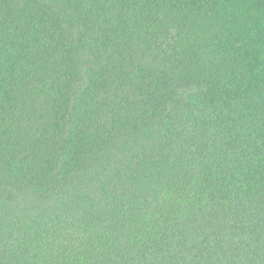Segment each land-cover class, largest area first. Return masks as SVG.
<instances>
[{
  "label": "trees",
  "instance_id": "trees-1",
  "mask_svg": "<svg viewBox=\"0 0 264 264\" xmlns=\"http://www.w3.org/2000/svg\"><path fill=\"white\" fill-rule=\"evenodd\" d=\"M0 264H264V0H0Z\"/></svg>",
  "mask_w": 264,
  "mask_h": 264
}]
</instances>
